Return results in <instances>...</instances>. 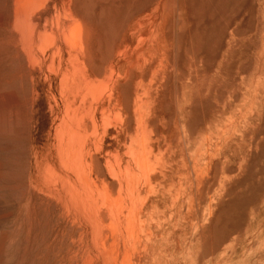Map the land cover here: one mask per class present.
<instances>
[{
    "label": "rangeland",
    "instance_id": "obj_1",
    "mask_svg": "<svg viewBox=\"0 0 264 264\" xmlns=\"http://www.w3.org/2000/svg\"><path fill=\"white\" fill-rule=\"evenodd\" d=\"M45 1L48 3L45 2L43 8L37 10L32 18L34 20L43 11L51 10V14L47 15L48 19L42 21V26L34 31L35 42L32 44L29 31L27 32L15 19V0H0V22H3L0 26V264H121L123 255L122 264H135V262L136 264H167L166 262L168 264H193V262L194 264H264V0ZM157 5L160 8H157ZM76 6L85 19H90L89 24L92 20V24H95L90 25L89 47L82 46L83 44H79L78 39L75 41L76 38L72 36H66L69 34V25L75 27L80 25L73 13ZM83 12H87V15ZM144 17H150V20ZM55 18L60 23L55 21ZM14 24L22 28L24 33H20L19 29L13 26ZM12 26L18 31L11 30ZM43 28H49V32L53 34L51 36L53 43L50 42V37L39 38L38 30L44 31ZM154 33H157V36ZM150 35L157 39L152 37L148 40ZM94 37L97 41L93 40ZM66 38L73 39L74 43L67 42ZM138 41L141 42L140 45ZM142 43L144 44L141 45ZM78 45L80 48L77 47ZM138 45L140 47H137ZM41 46L43 52L47 54L42 53ZM22 47L26 49L23 50ZM152 51L158 53L153 54ZM69 53L72 54L70 57ZM139 54H141L140 58ZM34 56L39 59L35 58L33 61ZM89 57L93 61L94 71L99 73L100 77L92 74L93 69L86 63ZM143 57L146 61L150 59L149 61L153 62L147 61V64ZM23 58L26 62L22 60ZM29 59L32 61L30 62ZM37 60L39 62L36 64ZM29 64L35 68L31 69ZM75 69L76 71L73 72ZM160 75L164 79H161ZM72 76L75 77L74 82ZM110 76L113 77L109 78ZM97 77L99 80H96ZM141 80L143 83L150 81L152 84L149 83L150 86L146 88L149 96L146 92L143 95L146 91L144 88L148 84L139 85ZM93 82L94 84L96 82L95 85L99 86V89ZM140 86L143 87V91ZM95 88L96 91L93 90ZM135 96L138 97L135 99ZM137 99L140 101L138 102ZM70 100L75 104H71ZM143 104L146 110L143 109L145 108ZM147 107L150 108L148 113L150 112L151 116L149 114L146 117ZM74 109L76 111H72ZM71 112L75 114L71 115ZM103 113L107 114L106 118L102 117ZM137 115L141 117L138 118ZM77 120L81 122L78 123ZM160 121L162 124L159 123ZM66 122H69L68 125ZM87 125L90 127L88 130ZM60 127L65 133H61L58 139ZM106 127L108 130H104L107 129ZM71 128L75 130L72 131ZM92 130L98 131L94 133ZM135 133L137 134L134 136ZM82 136L84 138H80ZM139 136H142L141 140ZM79 138L81 140L78 141ZM69 140L70 142H65ZM95 140H100V143H96ZM143 140L144 143L148 142L146 146L144 144L145 147L142 146ZM73 144L76 146L72 148ZM100 144L103 146L101 147ZM139 146L143 149L139 150ZM183 147L186 150L183 151ZM75 149H77L76 153L79 152V156L76 155L79 159L76 163L72 161L76 158ZM69 150L72 155H69ZM172 150L175 151V155ZM139 151H143V154L149 157V164L146 165L149 168L147 167L145 172L142 165H140L142 170L139 169L137 156ZM91 156L96 158L95 161ZM81 157L83 161L80 160ZM83 162H87L88 166L85 167L86 164L83 165ZM114 167L117 169L113 170ZM119 167L122 168L123 173L120 172ZM154 169L157 170L153 171ZM80 170L87 175L82 174ZM115 170H118V175ZM126 170L131 175L126 173ZM152 171L154 173H151ZM146 172L149 173L145 176ZM205 173H208L207 176ZM78 174H81L82 178ZM135 174L143 177L136 178ZM82 175L89 176V179L85 176L84 182ZM119 178L122 183L131 180L132 186L135 184L136 193L134 187L130 186L133 189L130 188L126 181L122 185ZM104 179L109 181V184ZM194 180L196 185L193 184ZM104 183L108 184V187H102ZM188 184L189 188L191 185L195 187L194 189L198 187L200 194L199 201H196L197 203L189 210L186 199ZM127 187L130 189L127 190ZM149 188H153L151 192ZM132 191L135 196H131ZM111 196L115 202L122 200L124 204L118 202L119 206H116ZM102 197L107 201L104 200V205ZM178 198L180 201L176 202ZM106 204H110L111 214ZM111 204L115 205V208L111 207ZM117 212H121L120 216ZM101 221L102 223L105 221L104 225ZM107 222H110L109 226ZM144 223L145 227H143ZM122 234H124L123 239L118 237ZM128 236L132 238L128 239ZM115 237L118 242L113 240ZM114 241L116 244H112ZM125 245H129L127 252ZM115 247H120L118 256L116 255L118 248L116 250ZM179 256L182 259L179 260ZM115 257L119 260H114Z\"/></svg>",
    "mask_w": 264,
    "mask_h": 264
},
{
    "label": "bare ground",
    "instance_id": "obj_2",
    "mask_svg": "<svg viewBox=\"0 0 264 264\" xmlns=\"http://www.w3.org/2000/svg\"><path fill=\"white\" fill-rule=\"evenodd\" d=\"M49 1H50V0H49ZM52 1H53V0H52ZM81 1H82V0H81ZM83 1H84V0H83ZM83 1H82V2H83ZM154 1H155V0H154ZM157 1H158V0H157ZM162 1H163V0H162ZM164 1H165V0H164ZM45 2H47V1H45V0H17V2H16V0H15V7H14V15H15V19L17 20L18 23H19V22L21 23V26H23V28H24L27 32L29 31V34L32 36V38H31V43H32V44H34V42H35V38H34V36H33L34 31H36L37 28H38L39 26L41 27V26H42V25H41L42 21L44 22V20H47V19H48L47 15H50V14H51V12H50L51 10H49L48 12H47V11H43L42 13L40 12L41 15H39V16L37 15L38 17H36V18L33 20L32 15H33L35 12H37V10L39 11V9L43 8V6L46 4ZM155 2H156V1H155ZM47 3H48V2H47ZM78 3H79V2H78ZM162 3H163V2H162ZM162 3H161V4H162ZM174 3H175V1H174ZM61 4H62V2H61ZM64 4H65V3H64ZM156 4H157V3H156ZM171 4H172V3H171ZM56 5H57V4H56ZM58 5H59V4H58ZM74 5H75V4H74ZM74 5H73V6H74ZM80 5H82V3H81ZM158 5H159V4H158ZM158 5H157V8L159 7ZM177 5H178V4H177ZM150 6H151V5H150ZM162 6H163V5H162ZM174 6H175V5H174ZM78 7H79V5H78ZM78 7L76 6V8H75L76 10H75L73 13H74V15L78 18V20H79V22H80V25H79V26L76 25V27H75V26H72V25H69V29H68V33H69V34H66V36H72L73 38H76L75 41L78 39L77 41H79V44H81V45L83 44L82 46H84V47H86V46L89 47V32H90V25H93V24H92V23H93V20L91 21V24H89L88 21H89L90 19H88V20L85 19V17L80 13V11H78ZM148 7H149V6H148ZM165 7H167V5H166ZM177 7H178V6H177ZM57 8H58V7H57ZM61 8H62V7H61ZM73 8H74V7H73ZM80 8H82V7H80ZM83 8H84V7H83ZM83 8H82V9H83ZM92 8H93V7H92ZM159 8H160V7H159ZM172 8H173V7H172ZM64 9H66V8H64ZM155 9H156V8H155ZM174 9H175V8H174ZM177 9H178V8H177ZM159 10H160V9H159ZM56 11H57V13H58V10H56ZM81 11H83V10H81ZM84 11H85V9H84ZM153 11L155 12L154 9H153ZM157 11H158V10H157ZM161 11H163L162 8H161ZM60 12H61V10H60ZM66 12H67V11H66ZM91 12H93V9H91ZM154 12H152V13H154ZM165 12H166V10H165ZM167 12H169V11H167ZM177 12H178V11H177ZM85 13H86V15H87V12H85ZM85 13L83 12V14H85ZM152 13H151V14H152ZM158 13L160 14V11H159ZM64 14H65V13H64ZM89 14H90V13H89ZM151 14H150V15H151ZM56 15H57V14H56ZM56 15H55V16H56ZM146 15H147V14H146ZM156 15H157V14H156ZM164 15H165V14H164ZM65 16H66V14H65ZM90 16L92 17V15H89V17H90ZM157 16H158V15H157ZM159 16H160V15H159ZM53 17H54V16H53ZM60 17H61V14H60ZM66 17H68V15H67ZM86 17H87V16H86ZM141 17H142V16H141ZM176 17H177V15H176ZM57 18H58V17H57ZM57 18H55V21H58V22H59V20H57ZM92 18L94 19V17H92ZM139 18H140V17H139ZM144 18H145V17H144ZM149 18H150V17H149ZM149 18H145V19H149ZM151 18H152V16H151ZM156 18L158 19V17H156ZM161 18H162V16H161ZM161 18H160V20H161ZM15 19H14V20H15ZM65 19H66V18H65ZM163 19H164V18H163ZM10 20H11V19H10ZM66 20H69V19H66ZM138 20H139V19H137V21H138ZM141 20H142V19H141ZM143 20H144V19H143ZM149 20H150V19H149ZM32 21H33V24H31ZM51 21H52V19H51ZM55 21H54V22H55ZM62 21H63V20H62ZM95 21H96V20H95ZM137 21H136V22H137ZM151 21H152V20H151ZM136 22H134L135 25H136ZM13 23H14V22H13ZM59 23H60V22H59ZM65 23H66V22H65ZM148 23H149V22H148ZM152 23H153V22H152ZM8 24H10V22H9ZM43 24H44V23H43ZM55 24H56V23H55ZM132 24H133V23H132ZM150 24H151V23H150ZM155 24H156V23H155ZM2 25H3V22H2V23L0 22V26H2ZM56 25H57V24H56ZM62 25H63V23H62ZM94 25H95V24H94ZM94 25H93V26H94ZM143 25H144V24H143ZM143 25H142L141 27H143ZM145 25H146V24H145ZM145 25H144V26H145ZM147 25H148V24H147ZM157 25H158V23H157ZM4 26H5V25H4ZM6 26L10 28V26H8V25H6ZM6 26H5V27H6ZM13 26H16V24H14ZM13 26H12V27H13ZM43 27H44V26H43ZM65 27L67 28V26H65ZM65 27H64V28H65ZM147 27H148V26H147ZM154 27H155V26H154ZM156 27H157V26H156ZM14 28H15V27H13V29H11V30H14ZM16 28L19 29L20 33H22V32L24 33V30H23L22 28H20V27H18V26H16ZM16 28H15V30H16ZM97 28H98V27H97ZM139 28H140V27H139ZM150 28H151V27H150ZM21 29H22V30H21ZM43 29H44V28H43ZM143 29H145V28H143ZM9 30H10V29H9ZM15 30H14V31H15ZM56 30H57V29H56ZM66 30H67V29H66ZM153 30H154V28H153ZM166 30H167V29H166ZM14 31H12V32H14ZM17 31H18V30H17ZM17 31H15V32H17ZM93 31H94V29H93ZM143 31H144V30H143ZM149 31H150V29H149ZM63 32H65V31H63ZM94 32H96V31H94ZM151 32H152V30H151ZM154 32H156V30H155ZM159 32H160V31H159ZM159 32H157V33H159ZM10 33H11V32H10ZM10 33H9V34H10ZM20 33H19V34H20ZM38 33H39V34H38ZM38 33H37V34L39 35V38H42V36H43V37H46V36H47V38L50 37L51 41H50V39H49V41L52 42V38H53V37H51V36H52L53 34H52L51 32H49V28H45L44 31H39V30H38ZM157 33H154V34L156 35ZM90 34H91V33H90ZM140 34H141V33H140ZM154 34H153V35H154ZM20 35H21V34H20ZM95 35H96V34H94V36H95ZM153 35H152V37H153ZM155 35H154V36H155ZM11 36H12V35H11ZM16 36H17V34H16ZM25 36H26V35H25ZM91 36H92V35H91ZM156 36H157V35H156ZM29 37H30V36H29ZM152 37H151V35H150V36H149L150 39H148V38H147V39H148V40H151ZM10 38H12V37H10ZM10 38H8V39H10ZM14 38H16V37H14ZM17 38H18V37H17ZM94 38H95V37H94ZM153 38H155V37H153ZM159 38H160V37H159ZM12 39H13V38H12ZM19 39H20V38H19ZM21 39H22V37H21ZM21 39H20V40H21ZM37 39H38V38H37ZM45 39H46V38H45ZM155 39H157V38H155ZM155 39H154V40H155ZM10 40H11V39H10ZM15 40H17V39H15ZM25 40H26V38H25ZM66 40H67V42L72 41V42L74 43L73 39H72V40H71V39L69 40V39L66 38ZM93 40H96V38L93 39ZM144 40H146V37H145V39L143 38V41H144ZM3 41H4V38H3L2 42H3ZM47 41H48V40H47ZM96 41H97V40H96ZM98 41H99V39H98ZM139 41H140V39H139ZM139 41H138V42H139ZM0 42H1V41H0ZM15 42H16V41H15ZM21 42H23V41H21ZM28 42H29V41H28ZM57 42H59L58 39H57ZM94 42H95V41H94ZM102 42H103V41H102ZM141 42H142V38H141ZM141 42H139V45H140ZM147 42H148V41H147ZM147 42H146V43H147ZM157 42H158V41H157ZM157 42H156V43H157ZM43 43H44V42H43ZM46 43H48V42H46ZM52 43H53V42H52ZM106 43H107V42H106ZM144 43H145V41H144ZM144 43H142L141 45H143ZM152 43H153V41H152ZM1 44H2V43H1ZM11 44H12V42H11ZM11 44H8V46H9V45H10V46L13 45V44H12V45H11ZM14 44H15V43H14ZM23 44H24V43H23ZM99 44H100V41H99ZM101 44H102V43H101ZM101 44H100V45H101ZM107 44L110 45L109 43H107ZM112 44H113V42H112ZM115 44H116V43H115ZM4 45H5V44H4ZM17 45H18V44H17ZM35 45H36V44H35ZM35 45H34V46H35ZM41 45H42V44H41ZM43 45H44V44H43ZM52 45H53V44H52ZM74 45L76 46L77 43H75ZM85 45H86V46H85ZM92 45H93V44H92ZM139 45H138L137 47H140ZM151 45H152V44H151ZM0 46H1V45H0ZM13 46H14V45H13ZM15 46H16V45H15ZM22 46H23V45H22ZM37 46H38V45H37ZM48 46H49V44H48ZM48 46H46V47L48 48ZM71 46H72V43L70 44V47H71ZM95 46H96V45L94 44L93 48H94ZM98 46H99V45H98ZM110 46H111V45H110ZM154 46H155V45H154ZM20 47H21V46H20ZM24 47H25V44H24ZM24 47H22L23 50L26 49V48H24ZM41 47H42V48H41ZM41 47H40V48L42 49V50H41L42 53H45V52H43V46H41ZM60 47H61V46H60ZM77 47L80 48V45H78ZM103 47L105 48L104 44H103ZM137 47H136V48H137ZM142 47H143V46H142ZM30 48H31V47H30ZM44 48H45V46H44ZM81 48H82V47H81ZM106 48H107V45H106ZM146 48H147V47H146ZM71 49H72V47H71ZM83 49H84V48H83ZM85 49H86V48H85ZM94 49H95V48H94ZM94 49H93V50H94ZM102 49H103V48H102ZM139 49H140V48H139ZM154 49H155V48H154ZM154 49H153V51H154ZM44 50H45V49H44ZM62 50H63V49H62ZM73 50H74V48L72 49V52H73ZM81 50H82V49H81ZM96 50H97V49H96ZM29 51H30V50H29ZM45 51H47V50H45ZM59 51H60V50H59ZM59 51H58V53H60ZM136 51H137V50H136ZM153 51H152V52H153ZM14 52H15V51H14ZM26 52H27V51H26ZM72 52H71V53H72ZM75 52H76V51H75ZM94 53H95V52H94ZM103 53H107V52H104V51H103ZM154 53H155V52H153V54H154ZM156 53H158V52H156ZM156 53H155V54H156ZM17 54H18V53H17ZM26 54H27V53H26ZM31 54H32V51H31ZM45 54H47V53H45ZM61 54H62V53H61ZM72 54H73V53H72ZM72 54L69 53V57H70ZM99 54H100V53H99ZM142 54H143V53H142ZM151 54H152V53H151ZM153 54H152V55H153ZM14 55H15V54H14ZM18 55H19V54H18ZM28 55H29V53H28ZM49 55H50V54H49ZM58 55H59V54H58ZM73 55H74V57H77V56H75V53H74ZM76 55H77V54H76ZM79 55H80V54H79ZM79 55H78V58H79L80 56H82V55H80V56H79ZM94 55H95V54H94ZM94 55H93V57H94ZM107 55H108V54H107ZM107 55H106V56H107ZM140 55H141V54L138 55L139 58H140ZM54 56H56V55H55V52H54ZM54 56H53V57H54ZM138 56H137V57H138ZM143 56H144V54H143ZM157 56H158V55H157ZM157 56H156V57H157ZM13 57H17V56H13ZM43 57H44V56H43ZM69 57H68V59H69ZM128 57H129V56H128ZM156 57H155V58H156ZM158 57H159V56H158ZM158 57H157V60H158ZM9 58H10V57H9ZM17 58H18V57H17ZM28 58H29V57H28ZM35 58H36V57L34 56L33 61H35ZM37 58H38V57H37ZM37 58H36V59H37ZM60 58H62V57H60ZM95 58H96V57H95ZM100 58H101V56H100ZM141 58H142V57H141ZM143 58H144V57H143ZM160 58H161V57H160ZM38 59H39V58H38ZM53 59L55 60V58H53ZM80 59H81V58H80ZM83 59H84V58H83ZM98 59H99V58H98ZM98 59H97V60H98ZM144 59H145V58H144ZM144 59H143V61H144ZM153 59H154V58H153ZM20 60H21V58H20ZM22 60H24V58H23ZM97 60H96V62H97ZM99 60H100V59H99ZM149 60H150V59H149ZM149 60H147V61H149ZM24 61H25V60H24ZM29 61H30V59H29ZM31 61H32V59H31ZM31 61H30V62H31ZM60 61H61V60H60ZM67 61H68V60H67ZM67 61H66V62H67ZM70 61L72 62L71 58H70ZM84 61H85V60H84ZM145 61H146V59H145ZM145 61H144V62H145ZM147 61H146V63L148 64ZM25 62H26V61H25ZM38 62H39V60H37L35 63L37 64ZM53 62H55V61H53ZM96 62L94 61V63H96ZM149 62H150V61H149ZM152 62H153V61H152ZM152 62H150V63H152ZM164 62H165V60H164ZM20 63H21V62H20ZM35 63H34V65H35ZM55 63H56V62H55ZM73 63H74V62H73ZM77 63H78V62H77ZM86 63L88 64V66H90L91 69H93V70H92V71H93L92 74H94L95 76H99V73H97V72L94 71L93 61H92V59H91L90 57L88 58V61H87ZM142 63H143V62H142ZM154 63H155V62H154ZM165 63H166V62H165ZM27 64H28V63H27ZM32 64H33V62H32ZM66 64H67V63H66ZM118 64H119V63H118ZM138 64L140 65V63H138ZM138 64H137V66H139ZM54 65H55V64H54ZM63 65H64V64H63ZM63 65H61V66H63ZM83 65H84V64H83ZM100 65H102V63H101ZM144 65H145V64H144ZM144 65H143V66H144ZM149 65H150V64H149ZM29 66L31 67V64H29ZM44 66H45V65H44ZM59 66H60V65H59ZM61 66H60V67H61ZM73 66H74V65H73ZM75 66H77V65H75ZM150 66H151V65H150ZM54 67H55V66H53V68H54ZM95 67H97V66H95ZM105 67H106V66H105ZM147 67H148V66H147ZM157 67H158V66H157ZM32 68L34 69L35 66H34V67H31V69H32ZM50 68H51V67H50ZM55 68H56V67H55ZM62 68H63V67H62ZM66 68H67V67H66ZM74 68H75V67H73V69H74ZM85 68H86V67H85ZM100 68H102V66H100ZM103 68H104V67H103ZM108 68H110V67H108ZM148 68H149V67H148ZM148 68H147V69H148ZM164 68H165V67H164ZM27 69H28V68H27ZM60 69H61V68H60ZM68 69H69V68H68ZM79 69H80V68H78V70H79ZM105 69H106V68H105ZM133 69H134V68H133ZM133 69H130V70H133ZM135 69H136V67H135ZM140 69H141V67H140ZM140 69H138V70H140ZM173 69H174V68H173ZM19 70H20L21 72H23L22 69L19 68ZM52 70H53V69H52ZM54 70H55V69H54ZM66 70H67V69H66ZM70 70H71V69H70ZM86 70H87V69H86ZM27 71H28V70H27ZM74 71H76V69L73 70V72H74ZM135 71H136V70H134V72H135ZM158 71H159V70H158ZM158 71H157V72H158ZM165 71H168V70H165ZM165 71H163V72H165ZM239 71H240V70H239ZM28 72H29V71H28ZM52 72H53V71H52ZM78 72H79V71H78ZM80 72H81V71H80ZM111 72H112V70H111ZM140 72H142V71L140 70ZM160 72H161V71H160ZM163 72H162V73H163ZM255 72H256V71H255ZM16 73H17V72H16ZM19 73H20V72H19ZM37 73H38V72H37ZM56 73H57V72H56ZM58 73H59V72H58ZM66 73H67V72H66ZM68 73H69V72H68ZM87 73H88V72H87ZM104 73H105V72H104ZM115 73H116V72H115ZM158 73H159V72H158ZM158 73H157V74H158ZM172 73H173V72H172ZM20 74H21V73H20ZM22 74H23V73H22ZM39 74H40V73H39ZM60 74H61V73H60ZM71 74H73V73H71ZM74 74H77V73H74ZM81 74H82V72H81ZM106 74H107V73H106ZM106 74H105V75H106ZM108 74H109V73H108ZM119 74H121V73H119ZM125 74H126V73H125ZM23 75H24V74H23ZM23 75H21V77H22ZM62 75H63V74H62ZM68 75H69V74H68ZM87 75H88V74H87ZM113 75H114V73H113ZM153 75H154V73H153ZM158 75H159V74H158ZM161 75H162V74H161ZM161 75H160V78H161ZM256 75H257V74H256ZM15 76H16V75H15ZM32 76H33V75H31V77H32ZM43 76H44V75H43ZM56 76H57V75H56ZM64 76H65V74H64ZM70 76H71V75H70ZM85 76H86V75H85ZM85 76H84V77H85ZM88 76H89V75H88ZM107 76H108V75H107ZM119 76H121V75H119ZM154 76L156 77V75H154ZM189 76H190V74H189ZM13 77H14V75H13ZM21 77H20V78H21ZM23 77H24V76H23ZM61 77H62V76H61ZM66 77H67V76H66ZM72 77H73V76H72ZM84 77H83V78H84ZM99 77H100V76H99ZM112 77H113V76H112ZM112 77L110 76L109 78H112ZM129 77H130V76H129ZM149 77H150V75H149ZM149 77H148V79H149ZM152 77H153V76H152ZM166 77H167V76H166ZM166 77H165V79H166ZM3 78H6V77H3ZM16 78H19V77H16ZM32 78H33V77H32ZM35 78H36V77H35ZM45 78H47V76H46ZM67 78H68V77H67ZM69 78H70V77H69ZM69 78H68V79H69ZM86 78H87V77H86ZM97 78H98V77H97ZM109 78H108V79H109ZM134 78H135V77H134ZM134 78H133V80H134ZM162 78L164 79V77H162ZM162 78H161V79H162ZM1 79H2V77H1ZM36 79H37V78H36ZM74 79H75V77H73V82H74ZM113 79H114V78H113ZM128 79H129V78H128ZM142 79H143V78H142ZM3 80H4V79H3ZM5 80H7V78H6ZM32 80H33V79H32ZM71 80H72V79H71ZM84 80H85V79H84ZM96 80H99V78L96 79ZM100 80H102V79H100ZM106 80H107V79H106ZM110 80H111V79H110ZM115 80H116V79H115ZM34 81H35V80H34ZM87 81H89V80H87ZM103 81H104V80H103ZM214 81H215V80H214ZM32 82H33V81H32ZM60 82H61V81H60ZM73 82H71V83H73ZM85 82H86V81H85ZM101 82H102V81H101ZM115 82H116V81H115ZM132 82H133V81H132ZM188 82H189V81H188ZM52 83H53V82H52ZM71 83H70V84H71ZM91 83H92V82H91ZM127 83H129V82H127ZM137 83H139V82H137ZM145 83L148 84V85L144 88L146 91H144V94L142 93L143 95H145V94L147 93V90H148V89H146V88H148V86H150V85H149L150 81H149V83H148V82H145ZM145 83H143V81L141 80V83H140L139 85H141V84H142V86H143V84L146 85ZM216 83H217V82H216ZM87 84H89V83H87ZM87 84H86V86H87ZM93 84H94V82H93ZM93 84H92V85H93ZM95 84H96V82H95ZM95 84H94V85H95ZM102 84H103V83H102ZM104 84H106V83H104ZM113 84H114V83H113ZM150 84H151V83H150ZM191 84H192V83H191ZM32 85H33V84H32ZM34 85H35V84H34ZM97 85H98V83H97ZM99 85H100V83H99ZM136 85H137V84H136ZM151 85H152V84H151ZM105 86H106V85H105ZM120 86H121V85H120ZM128 86H130V84H129ZM142 86H140V88H142V91H143L144 89H143ZM162 86H163V85H162ZM61 87H62V86H61ZM61 87H60V88H61ZM95 87H97V88L99 89V86H96V85H95ZM108 87H109V86H108ZM151 87H152V86H151ZM157 87H158V86H157ZM85 88H86V87H85ZM90 88H92V87L90 86ZM90 88H89V89H90ZM97 88H95V89H93V90L96 91ZM105 88H107V87H105ZM114 88H115V87H114ZM149 88H150V87H149ZM31 89H32V88H31ZM89 89H88V90H89ZM108 89H110V88H108ZM108 89L106 90V92L108 91ZM136 89L138 90L139 88H137V86H136ZM136 89H135V90H136ZM88 90H87V91H88ZM128 90H129V89H128ZM135 90H134V91H135ZM150 90H151V88H150ZM83 91H84V90H83ZM101 91H103V90H101ZM151 91H153V89H152ZM28 92H29V91H28ZM61 92H63V91L61 90ZM99 92H100V91H99ZM106 92H105V93H106ZM112 92H113V91H112ZM136 92H138V91H136ZM145 92H146V93H145ZM92 93H93V91L91 90V94H92ZM105 93H104V94H105ZM126 93H127V92H126ZM126 93H125V94H126ZM128 93H129V92H128ZM131 93H132V92H131ZM131 93H130V94H131ZM185 93H186V92H185ZM95 94H96V93H95ZM106 94H107V93H106ZM112 94H113V93H112ZM142 94H141V95H142ZM149 94H150V92H149ZM156 94H157V93H156ZM63 95H65V94H63ZM80 95H81V94H80ZM89 95H90V94H89ZM121 95H123V94H121ZM131 95H133V94H131ZM134 95H135V94H134ZM134 95H133V96H134ZM136 95H137V93H136ZM141 95H139V96H141ZM147 95H148V93H147ZM26 96H27V95H26ZM66 96H67V95H66ZM66 96H65V97H66ZM90 96H92V95H90ZM95 96H96V95H95ZM95 96H94V97H95ZM129 96H130V95H129ZM148 96H149V95H148ZM152 96H153V95H152ZM185 96L187 97V95H185ZM255 96H256V95H255ZM63 97H64V96H63ZM83 97H84V96H83ZM83 97H82V98H83ZM96 97H97V96H96ZM96 97H95V98H96ZM111 97H112V96H111ZM137 97H138V96H135V99H136ZM144 97H145V96H144ZM146 97H147V96H146ZM216 97H217V95H216ZM85 98H87V97H85ZM97 98H98V97H97ZM97 98H96V99H97ZM102 98H104V97H102ZM147 98H148V97H147ZM75 99H76V98H75ZM75 99H74V100H75ZM82 100H83V99H82ZM82 100H81V102H83ZM97 100H98V99H97ZM97 100H96V101H97ZM102 100H103V99H102ZM102 100H101V101H102ZM138 100H139V99H137V101H138ZM185 100H186V99H185ZM137 101H136V102H137ZM139 101H140V100H139ZM139 101H138V102H139ZM143 101H144V100H143ZM149 101H150V100H148V102H149ZM151 101H152V98H151ZM221 101H222V100H221ZM226 101H227V100H226ZM70 102H71V104L73 103L71 100H70ZM70 102H69V104H70ZM77 102H78V101H77ZM77 102H76V104H77ZM81 102H80V103H81ZM91 102H93V101H91ZM64 103H65V102H64ZM64 103H63V104H64ZM80 103H79V104H80ZM142 103H143V102H142ZM226 103H227V102H226ZM229 103H230V102H229ZM5 104H6V103H5ZM71 104H70V105H71ZM74 104H75V102L73 103V105H74ZM93 104H95V103H93ZM93 104H92V108H91L92 110H93ZM98 104H99V103H98ZM139 104H140V103H139ZM150 104H152V102H150ZM155 104H156V103H155ZM155 104L153 105L154 107H155ZM217 104H218V102H217ZM73 105H72V106H73ZM132 105H133V103H132ZM135 105H136V107H137V104H135ZM143 105H144V104H143ZM143 105H142V106H143ZM156 105H157V104H156ZM78 106H79V105H78ZM87 106H88V105H87ZM90 106H91V104H90ZM142 106H141V107H142ZM153 106H152V107H153ZM143 107H145V105H144ZM152 107H151V109H152ZM6 108H7V107H6ZM69 108H71V106H70ZM73 108H74V107H73ZM131 108H132V106H131ZM138 108H139V107H138ZM148 108H149V107H147V112H146L147 114H146V117L150 114V112L148 113V111H150V108H149V110H148ZM77 109H78V108H77ZM132 109H133V108H132ZM141 109H142V108H141ZM141 109H140V111H142ZM143 109L146 110V107L143 108ZM218 109H219V107H218ZM78 110H79V109H78ZM114 110H115V109H114ZM114 110H113V112H114ZM155 110H156V107H155ZM72 111H76V110L74 109V110H72ZM86 111H87V110H86ZM86 111H85V112H86ZM110 111H111V109H110ZM138 111H139V109H138ZM143 111H144V110H143ZM156 111H157V110H156ZM250 111H251V110H250ZM105 112H106V111H105ZM132 112H133V111H132ZM132 112H131V114H132ZM107 113H108V112H107ZM140 113H141V112H140ZM155 113H156V112H155ZM72 114H75V112H74V113L71 112V115H72ZM104 114H105V113L102 114V115H103L102 117L105 116V118H106V115H107V114H105V115H104ZM110 114H112V113H110ZM110 114H108V117H109ZM137 114H139V112H138ZM157 114H158V113H157ZM214 114H215V113H214ZM52 115H53V114H52ZM61 115H62V114H61ZM71 115H70V116H71ZM86 115H87V114H86ZM132 115H133V114H132ZM177 115H178V114H177ZM184 115H185V114H184ZM80 116H81V115H80ZM83 116H85V114H84ZM122 116H123V114H122ZM128 116H129V115H128ZM137 116H138V118H139L140 115H137ZM150 116H151V114H150ZM150 116H149V117H150ZM125 117H126V115H125ZM140 117H141V116H140ZM184 117H185V116H184ZM83 118H84V117H83ZM110 118H111V117H110ZM150 118H151V117H150ZM244 118H245V117H244ZM60 119H61V118H60ZM66 119H67V118H66ZM69 119H70V117H69ZM75 119H76V118H75ZM81 119H82V117H81ZM107 119H108V118H107ZM143 119H144V118H143ZM143 119H142V120H143ZM164 119H165V118H164ZM71 120H72V119H71ZM71 120H70V121H71ZM78 120H79V118H78ZM78 120H77V121H78ZM87 120H88V119H87ZM98 120H99V118H98ZM139 120H140V119H139ZM139 120H137V122H139ZM145 120H146V119H145ZM150 120H151V119H150ZM158 120H159V117H158ZM160 120L163 121V119H160ZM182 120H183V119H182ZM185 120H186V119H185ZM67 121H68V120H67ZM70 121H69V122H70ZM94 121H96V120L94 119ZM94 121H93V122H94ZM146 121H147V120H146ZM155 121H156V120H155ZM69 122H68V123H69ZM80 122H81V121H78V123H80ZM93 122H92V123H93ZM96 122H97V121H96ZM96 122H95V126L97 125ZM98 122H99V121H98ZM112 122H113V121H112ZM141 122H142V121H141ZM141 122H140V123H141ZM149 122H150V121H149ZM163 122H164V121H163ZM246 122H247V121H246ZM68 123L66 122V125H68ZM70 123H71V122H70ZM128 123H129V122H128ZM134 123H135V122H134ZM147 123H148V122H147ZM159 123H161V121H160ZM182 123H183V122H182ZM247 123H248V122H247ZM64 124H65V123H64ZM83 124H85V122H84ZM88 124H90V121H89ZM93 124H94V123H93ZM149 124H150V123H149ZM149 124H148V125H149ZM161 124H162V123H161ZM66 125H65V126H66ZM71 125H72V123H71ZM74 125H75V124H74ZM80 125H82V124H80ZM80 125H79V126H80ZM141 125H142V124H141ZM150 125H151V124H150ZM231 125H232V124H231ZM59 126H60V125H59ZM72 126H73V125H72ZM92 126L94 127V125H92ZM158 126H159V125H158ZM217 126H218V125H217ZM249 126H250V125H249ZM62 127H63V126H62ZM62 127H60V128H61V130L63 131ZM100 127H101V126H100ZM132 127H133V126H132ZM145 127H146V126H145ZM153 127H154V126H153ZM166 127H167V126H166ZM183 127H184V126H183ZM57 128H58V125H57ZM60 128H59V129H60ZM65 128H66V127H65ZM68 128H69V126H68ZM78 128H79V127H78ZM88 128H90V127H88V125H87V130H88ZM95 128L97 129V127H95ZM106 128H107V127H106ZM163 128H164V127H163ZM192 128H193V127H192ZM227 128H228V127H227ZM71 129H72V128H71ZM129 129H130V128H129ZM145 129H146V128H145ZM157 129H158V128H157ZM168 129H169V128H168ZM61 130H60V134H59L58 132H56V133L59 134L58 139H59L61 133H62V134L65 133L64 131L62 132ZM73 130H75V129H72V131H73ZM89 130H90V129H89ZM104 130H108V128H107V129H104ZM131 130H133V129H131ZM182 130H183V129H182ZM224 130H225V129H224ZM65 131H66V130H65ZM72 131H70V133H71ZM81 131H82V130H81ZM92 131H93V130H92ZM97 131H98V130H97ZM97 131L95 130V131H93V132L95 133V132H97ZM148 131H149V130H147V133H149ZM183 131H185V130H183ZM191 131H192V130H191ZM68 132H69V131H68ZM78 132H80V131H78ZM85 132H87V131H85ZM104 132H105V131H104ZM129 132H130V130H129ZM129 132H128V133H129ZM131 132H132V131H131ZM169 132H170V131H169ZM52 133H53V132H52ZM106 133H107V131H106ZM220 133H221V132H220ZM67 134H68V133H67ZM71 134H73V133H71ZM99 134H100V133H99ZM104 134H105V133H104ZM136 134H137V133H135L134 136H135ZM212 134H213V133H212ZM74 135H75V134H74ZM80 135H81V134H80ZM129 135H130V133H129ZM154 135H155V133H154ZM156 135H157V134H156ZM71 136H72V135H71ZM71 136H70V134H69V137H71ZM101 136H102V135H101ZM151 136H152V135H151ZM176 136H177V135H176ZM181 136H182V135H181ZM132 137H133V134H132ZM163 137H164V136H163ZM194 137H195V136H194ZM55 138H56V137H55ZM62 138H63V141H64V136H63V135H62ZM66 138H67V137H66ZM80 138H84V137L82 136V137H80ZM80 138L78 139V141L81 140ZM97 138H98V137H97ZM134 138H135V137H134ZM139 138H140V140H141L142 136H141V137L139 136ZM158 138H159V137H158ZM158 138H157V139H158ZM180 138H181V137H180ZM71 139H72V137H71ZM148 139L150 140V138H148ZM148 139H147V140H148ZM157 139H156V140H157ZM176 139H177V138H176ZM184 139H185V138H184ZM61 140H62V139H61ZM72 140H74V139H72ZM72 140H71V141H72ZM76 140H77V139H76ZM85 140H86V139H84V141H85ZM129 140H130V139H129ZM149 140H148V141H149ZM174 140H175V139H174ZM180 140H181V139H180ZM63 141H61V143H63ZM133 141H134V140H133ZM137 141H138V140H137ZM154 141H155V140H154ZM175 141H176V140H175ZM65 142H70V140H69V141H65ZM95 142H96V143H98V142L100 143V140H98V141L95 140ZM131 142H132V141H131ZM139 142L141 143V145H142V142H143V145H142L143 147L146 146V143L148 144V142H146V141H145V143H144V140H143L142 142H141V141H139ZM151 142H152V138H151ZM151 142H150V143H151ZM185 142H186V140H185ZM216 142H217V141H216ZM58 143H59V142H58ZM72 143H73V142H72ZM74 143H75V142H74ZM84 143H86V142H84ZM84 143H83V144H84ZM101 143H102V142H101ZM136 143H137V142H136ZM154 143H156V142H154ZM65 144H66V143H65ZM67 144H68V143H67ZM134 144H135V143H134ZM144 144H145V146H144ZM159 144H160V140H159ZM184 144H185V143H184ZM96 145H97V144H96ZM98 145H99V144H98ZM98 145H97V146H98ZM127 145H128V144H127ZM132 145H133V144H132ZM141 145H140V146H141ZM172 145H173V144H172ZM174 145H175V143H174ZM186 145H187V144H186ZM59 146H60V145H59ZM63 146H64V144H63ZM66 146H67V145H65V147H66ZM73 146H76V144H75V145L73 144V145H72V148H73ZM100 146L102 147L103 145L100 144ZM137 146H138V145H137ZM140 146H139V147H140ZM169 146H170V145H169ZM180 146H181V145H180ZM184 146H185V145H184ZM80 147H81V145L79 146V148H80ZM86 147H87V146H86ZM127 147H128V146H127ZM135 147H136V144H135ZM135 147H133V148H135ZM139 147H138V149H139ZM149 147H150V146H149ZM161 147H162V146H161ZM170 147H171V146H170ZM181 147H182V146H181ZM216 147H217V146H216ZM55 148H56V147H55ZM62 148H63V147H62ZM72 148H71V146H70V150H71V151L73 150ZM79 148H78V149H79ZM83 148H84V150H85V147H83ZM98 148H99V147H98ZM150 148H151V147H150ZM150 148H149V149H150ZM179 148H180V147H179ZM209 148H210V147H209ZM64 149H65V148H64ZM67 149H68V148H67ZM96 149H97V148H96ZM138 149H137V150H138ZM141 149H143V148L140 147L139 150H141ZM145 149H146V148H145ZM145 149H144V152H145ZM182 149H183V151H184L185 148L183 147ZM65 150H66V149H65ZM70 150H69V152H70ZM185 150H186V149H185ZM76 151H77V149H75V155H74V156L77 158L76 155H78L79 152L76 153ZM79 151H80V150H79ZM96 151H97V150H96ZM128 151H129V150H128ZM148 151H149V150H148ZM172 151H173V154H174L175 151H174V150H172ZM202 151H203V150H202ZM66 152H67V151H66ZM82 152H83V151H81V153H82ZM87 152H88V151H87ZM90 152H91V151H90ZM131 152H132V151H131ZM141 152H142V153H141ZM141 152H140V151L137 152V156H138V159H139V161H138V165H139V166L142 165V166H143V170H144V172H145V169L148 167V166H146V165L149 164V159H148L149 157H147L145 154H143V151H141ZM149 152H150V151H149ZM72 153H73V151H72ZM84 153H85V152H84ZM146 153H147V151H146ZM158 153H159V152H158ZM162 153H164V151H162ZM162 153H160V154H162ZM166 153H167V152H166ZM182 153H184V152H182ZM70 154H71V152L69 153V155H70ZM134 154H135V151H134ZM153 154H154V153H153ZM160 154H159V155H160ZM71 155H72V154H71ZM164 155H165V154H164ZM174 155H175V154H174ZM219 155H220V154H219ZM78 156H79V155H78ZM88 156H89V155H88ZM92 156H93V155H92ZM92 156H91V159L95 161L96 158H94V157H92ZM94 156H95V155H94ZM149 156H150V154H149ZM170 156H171V155H170ZM181 156H182V155H181ZM129 157H130V156H129ZM153 157H154V156H153ZM160 157H161V156H160ZM214 157L216 158V156H214ZM76 158H75V159H72L73 162L75 161L74 163L78 162L77 160H79L78 158H77V159H76ZM82 158H83V157H81L80 160H82ZM93 158H94V159H93ZM161 158H163V157H161ZM168 158H169V157H168ZM218 158H219V157H218ZM133 159H134V157H133ZM158 159H159V158H158ZM169 159H170V158H169ZM183 159H185V158H183ZM69 160H70V158H69ZM100 160H101V159H100ZM151 160H152V159H151ZM171 160H172V159H171ZM82 161H83V160H82ZM94 161L91 163L92 166H93ZM117 161H118V160H117ZM123 161H124V159H123ZM155 161H156V160H155ZM165 161H166V160H165ZM167 161H168V160H167ZM173 161H174V160H173ZM176 161H177V160H176ZM184 161H185V160H184ZM79 162H80V161H79ZM129 162H130V161H129ZM139 162H140L141 164H140ZM157 162H158V161H157ZM160 162H161V161H160ZM162 162H163V161H162ZM214 162H215V161H214ZM74 163H72V164H73L72 166H74ZM80 163H82V162H80ZM86 163H87V162H86ZM86 163L83 162V165H85ZM109 163H110V162H109ZM170 163H171V162H170ZM187 163H188V162H187ZM111 164H112V163H111ZM116 164H117V163H116ZM150 164H151V162H150ZM153 164H156V163H153ZM162 164H164V162H163ZM168 164H169V163H168ZM173 164H174V163H173ZM173 164H172V165H173ZM176 164H177V163H175V165H176ZM215 164H216V163H215ZM76 165H77V164H75V166H76ZM79 165H81V164H79ZM89 165H90V164H89ZM94 165H95V164H94ZM114 165H115V163H114ZM135 165H136V163H135ZM159 165H160V163H159ZM159 165H158V166H159ZM86 166H88V165L86 164L85 167H86ZM115 166H116V165H115ZM119 166H120V165H119ZM130 166H131V164H130ZM144 166H145V167H144ZM163 166H165V165H163ZM163 166H162V168H164ZM169 166H170V164H169ZM179 166H181V165H179ZM190 166H191V165H190ZM209 166H210V165H209ZM80 167H81V166H80ZM89 167H90V166H89ZM111 167H113V166H111ZM205 167H206V165H205ZM76 168H77V167H76ZM93 168H94V167H93ZM119 168H120V172L123 173L122 168H121V167H119ZM130 168H131V167H130ZM148 168H149V167H148ZM171 168H172V167H171ZM203 168H204V167H203ZM213 168H214V167H213ZM81 169H83V168L81 167ZM85 169H87V168H85ZM95 169H96V168H95ZM114 169H117V167H114L113 170H114ZM125 169H126V168H125ZM131 169H132V168H131ZM139 169L142 170L141 166H140ZM160 169H161V168H160ZM184 169H185V168H184ZM186 169H187V168H186ZM195 169H196V168H195ZM197 169H198V168H197ZM207 169H208V168H207ZM78 170H79V169H78ZM108 170H109V169H108ZM137 170H138V169H137ZM150 170H151V169H150ZM156 170H157V169H156ZM156 170L154 169L153 171H156ZM162 170H163V169H162ZM75 171H76V170H75ZM80 171H81V170H80ZM83 171H85V170H83ZM115 171L118 172V170H115ZM115 171H114V172H115ZM127 171H128V170H126V173L130 174V172H127ZM146 171H147V170H146ZM153 171H152L151 173H154ZM187 171H188V170H187ZM204 171L206 172V170H204ZM76 172H78V171H76ZM81 172H82V171H81ZM92 172H93V170H92ZM110 172H112V171H110ZM114 172H113V173H114ZM117 172H116V175L119 174V172H118V173H117ZM135 172H137V171H135ZM142 172H143V171H142ZM142 172L140 171V173H142ZM149 172H150V171H149ZM149 172H148V173H149ZM192 172H193V171H192ZM192 172H191V173L189 172L190 175L192 174ZM79 173H80V172H79ZM84 173H85V172H82V174H84ZM95 173H97V172H95ZM122 173H120V174H122ZM148 173H147V172L144 173L145 176L148 175ZM157 173H158V172H157ZM189 173L187 172V174H189ZM199 173H200V172H199ZM85 174H86V173H85ZM124 174H125V173H124ZM124 174H123V176H124ZM187 174H186V175H187ZM194 174H196V173H194ZM205 174H206V173H205ZM207 174H208V173H207ZM207 174H206V176H207ZM78 175H80V177H81V174H78ZM86 175H87V174H86ZM86 175H85V176H86ZM89 175H90V174H89ZM91 175H92V174H91ZM96 175H97V174H96ZM130 175H131V174H130ZM130 175H128V177H130ZM150 175H151V174H150ZM154 175H155V174H154ZM203 175H204V174H203ZM67 176H68V175H67ZM82 176H83V175H82ZM85 176H83V177H84V182H85V178H86V177H88L87 179H89V176H86V177H85ZM132 176L134 177V173H133ZM135 176H136V174H135ZM137 176H138V175H137ZM137 176H136V178H137ZM139 176H140V175H139ZM139 176H138V177H139ZM152 176H153V175H152ZM161 176H163V175L161 174ZM196 176H197V174H196ZM200 176H201V175H200ZM107 177H108V176H107ZM121 177H122V176H121ZM121 177H120V178H121ZM125 177H126V174H125ZM142 177H143V175H142L141 177H139V178L141 179ZM183 177H184V176H183ZM188 177H189V175H188ZM193 177H194V176H193ZM81 178H82V177H81ZM97 178H98V177H97ZM102 178H103V176H102ZM104 178H105V176H104ZM114 178H115V177H114ZM120 178H119V180H120ZM136 178H134V179L136 180ZM139 178H138V179H139ZM150 178H151V180H152V177H150ZM186 178H187V176H186ZM87 179H86V180H87ZM123 179L125 180V178H123ZM123 179H122V180H123ZM127 179H128V178H127ZM134 179L132 178V180H134ZM138 179H137V180H138ZM191 179H192V178H191ZM81 180H82V179H81ZM104 180H106V179H104ZM104 180H102V181H104ZM124 180H123V181H124ZM128 180H129V179H128ZM128 180H127V181L125 180V181L127 182V184H129V187H130V186H132V183H130L131 180H129V181H128ZM165 180H166V179H165ZM189 180H190V179H189ZM189 180H188V182H189ZM89 181H90V180H89ZM102 181H100V182H102ZM110 181H111V180H110ZM125 181H124V182H125ZM141 181H142V180H141ZM184 181H185V180H184ZM86 182H87V181H86ZM90 182H91V181H90ZM95 182H96V180H95ZM95 182H94V184H95ZM106 182H108V184H109V181L106 180ZM119 182L122 183L121 180H120ZM124 182L122 183V185L124 184ZM131 182H132V181H131ZM134 182H135V181H134ZM97 183H98V182H97ZM117 183H118V182H117ZM135 183H136V182H135ZM139 183H140V182H139ZM139 183H138V185H137L138 190H139V188H140V187H139ZM149 183H150V182H149ZM160 183H161V181H160ZM160 183H159V184H160ZM194 183H195V180H194L193 184H194ZM83 184H84V183H83ZM88 184H89V183H88ZM88 184H87V185H88ZM108 184L104 183V185H102V187H104V186H105V187H106V186L108 187ZM127 184H126V185H127ZM141 184H142V183H141ZM178 184H179V182H178ZM178 184H177V185H178ZM96 185H97V184H96ZM96 185H95V186H96ZM195 185H196V183H195ZM195 185H194V186H195ZM200 185H201V184H200ZM88 186L90 187V185H88ZM119 186H121V184H119ZM127 186H128V185H127ZM134 186H135V184H134ZM134 186H132V187H134ZM162 186H163V185H162ZM174 186H175V185H174ZM96 187H97V186H96ZM96 187H95V188H96ZM124 187H125V186H124ZM132 187H130V188H132ZM145 187H146V184H145ZM156 187H158V186H156ZM163 187H164V186H163ZM199 187H200V186H199ZM207 187H208V186H207ZM92 188H93V187H92ZM98 188H99V187H98ZM120 188H121V187H120ZM122 188H123V187H122ZM130 188L127 187V190H129ZM135 188H136V187H134V189H135ZM146 188H147V187H146ZM178 188H179V187H177V189H178ZM194 188H195V187H194ZM194 188H193V185H191L190 188H189V184H188L187 189H189V190H188L187 198L185 197V198L187 199V201H188V203H187V204H188V210H189L190 207L194 206L195 203H197L196 201H199V199H200V194L198 193V187H197L196 189H194ZM89 189H91V187H90ZM96 189H97V188H96ZM108 189H109V188H108ZM132 189H133V188H132ZM132 189H131V190H132ZM141 189H142V188H141ZM149 189H150V188H149ZM149 189L147 190L148 192H149ZM152 189H153V188H152ZM152 189H150V192L152 191ZM157 189H158V188H157ZM184 189H185V188H184ZM99 190L103 193V191H102L101 189H99ZM105 190H106V189H105ZM105 190H104V191H105ZM109 190H111V189H109ZM116 190H117V189H116ZM120 190H121V189H120ZM120 190H118V191H120ZM131 190H130V191H131ZM76 191H77V190H76ZM111 191H112V190H111ZM111 191H110V192H111ZM118 191H117V195H118ZM124 191H125V190H124ZM143 191H145V190H143ZM147 191H146V192H147ZM175 191L177 192V190H175ZM178 191H179V190H178ZM182 191H183V190H182ZM78 192H79V190H78ZM80 192H82V191H80ZM105 192H106V191H105ZM120 192H122V191H120ZM156 192H157V191H156ZM171 192H172V191H171ZM91 193H92V192H91ZM98 193H99V191H98ZM107 193H108V191H107ZM128 193H129V192H128ZM135 193H136V189H135ZM173 193H174V192H173ZM177 193H178V192H177ZM109 194H110V193H109ZM150 194H151V193H150ZM150 194H148V197H149ZM159 194H160V193H159ZM159 194H158V195H159ZM162 194H164V193H162ZM179 194H181L180 191H179ZM110 195H111V194H110ZM119 195L121 196V194H119ZM138 195H139V194H138ZM183 195H184V194H183ZM77 196H78V195H77ZM102 196H103V195H102ZM113 196H114V195H113ZM131 196H135V195H134V191H132V195H131ZM140 196H141V195H140ZM140 196H139V197H140ZM154 196H155V195H154ZM172 196H173V195H172ZM177 196H178V195H177ZM180 196H181V195H180ZM99 197H101V194H100ZM111 197H112V196H111ZM121 197L123 198V196H121ZM139 197H138V198H139ZM151 197H152V195H151ZM151 197H150V198H151ZM164 197H165V196H164ZM169 197H170V196H169ZM102 198H104V199H103V205H104V204H105V202H104L105 197H102ZM106 198H107V196H106ZM112 198H113V197H112ZM118 198H119V197H118ZM134 198H135V197H134ZM179 198H180V197H179ZM179 198L176 200V202H177V201H178V202L180 201ZM83 199H84V198H83ZM120 199H121V198H120ZM132 199H133V197H132ZM132 199L130 198L131 203L133 202ZM146 199H148V198L146 197ZM174 199H175V198H174ZM133 200H134V199H133ZM138 200H139V199H138ZM99 201H100V200H99ZM105 201H106V200H105ZM109 201L112 202V199L110 200V198H109ZM119 201H120V200H119ZM119 201H118V202H119ZM126 201H127V200H126ZM168 201H169V200H168ZM187 201H186V202H187ZM82 202H83V200H82ZM106 202H107V201H106ZM113 202L116 204V206H119L118 202H115V201H114V198H113ZM145 202H146V200H145ZM145 202H144V203H145ZM174 202H175V201H174ZM211 202H212V201H211ZM89 203H90V202H89ZM114 203H113V204H114ZM119 203H121L122 205L124 204V202H123L122 200H121V202H119ZM135 203H136V201H135ZM68 204H69V203H68ZM137 204H138V203H137ZM174 204H175V203H174ZM185 204H186V203H185ZM82 205H83V204H82ZM101 205H102V204H101ZM106 205H107V207H109L110 210L108 209V211L110 212V211L112 210V209L110 208V204H106ZM90 206H91V205H90ZM112 206H113V205L111 204V207H112ZM114 206H115V205H114ZM114 206H113V207H114ZM103 207H104V206H103ZM128 207H129V206H128ZM142 207H143V206H142ZM197 207H198V205H197ZM114 208H115V207H114ZM117 208H118V207H117ZM120 208L122 209V207H120ZM178 208H179V207H178ZM182 208H183V207H182ZM192 208H193V207H192ZM94 209H95V208H94ZM121 209H120V210H121ZM85 210H86V209H85ZM103 210H104V209H103ZM114 210L116 211V209H114ZM179 210H182V209H179ZM186 210H187V207H186ZM101 211H102V210H101ZM118 211H119V210H118ZM130 211H131V210H130ZM141 211H142V210H141ZM141 211H140V212H141ZM183 211H184V210H183ZM190 211H191V210H190ZM83 212H84V211H83ZM105 212H106V211H105ZM109 212H108V214H109ZM132 212H133V211H132ZM136 212H137V211H136ZM160 212H161V211H160ZM186 212H187V211H186ZM84 213H86V211H85ZM112 213H114V211H113ZM118 213H119V212H117V214H118ZM120 213H121V212H120ZM120 213L118 214L119 216H120ZM130 213H131V212H130ZM130 213H129V214H130ZM172 213H173V212H172ZM176 213H177V210H176ZM110 214H111V212H110ZM110 214H109V215H110ZM137 214H138V212H137ZM156 214H157V213H156ZM163 214H164V213H163ZM163 214H162V215H163ZM173 214H174V213H173ZM72 215H73V214H72ZM112 215H113V214H112ZM179 215H180V214H179ZM104 216H105V215H104ZM116 216H117V215H116ZM135 216H136V214H135ZM149 216H150V215H149ZM164 216H165V215H164ZM173 216H174V215H173ZM100 217H102V216H100ZM153 217H154V216H153ZM153 217H152V218H153ZM177 217H178V215H177ZM98 218H99V217H98ZM105 218H106V217H104V219H105ZM117 218H118V217H117ZM124 218H125V217H124ZM104 219H102V220H104ZM119 219H120V218H119ZM136 219H137V217H136ZM136 219H134V221H136ZM171 219H172V218H171ZM176 219H177V218H176ZM172 220H173V219H172ZM198 220H199V218H198ZM117 221H118V223H119V220H118V219H117ZM143 221H144V219H143ZM150 221H151V220H150ZM104 222H105V221H104ZM104 222L102 223V221H101V223H102L103 225H104ZM131 222H132V224H133V220H132ZM181 222H182V220H181ZM189 222H190V221H189ZM175 223H176V222H175ZM81 224H82V223H81ZM81 224H80V226H82ZM108 224H110V222H107V226H109ZM130 224H131V223H130V219L128 218V225H130ZM134 224H136V223L134 222ZM105 225H106V224H105ZM119 225H120V224H119ZM125 225H126V222H125ZM144 225H145V223L143 224V227H145ZM157 225H158V224H157ZM193 225H194V224H193ZM199 225H200V224H199ZM87 226H88V225H87ZM107 226H106V227H107ZM131 226H132V225H131ZM133 226H135V225H133ZM150 226H151V225H150ZM199 227H200V226H199ZM117 228H118V227H117ZM120 228H121V226H119V230H121ZM128 228H129V227H128ZM128 228H126V229L128 230ZM135 228H136V227H135ZM135 228H134V229H135ZM141 228H142V227H141ZM104 229H105V228H104ZM110 229H111V228H110ZM147 229H148V228H147ZM106 230H107V228H106ZM108 230H109V229H108ZM116 230H117V229H116ZM127 230H126V231H127ZM131 230H132V227H131ZM131 230H130V231H131ZM110 231H111V230H110ZM112 231H113V229H112ZM114 231H115V230H114ZM117 231H118V230H117ZM136 231H137V230H136ZM136 231H134V232H136ZM175 231H176V230H175ZM177 231H178V230H177ZM121 232H122V231H121ZM123 232H124V231H123ZM123 232H122V233H123ZM137 232H139V230H138ZM147 232H148V231H147ZM150 232H151V230H150ZM104 233H105V232H104ZM112 233H113V232H112ZM112 233H111V234H112ZM119 233H120V232H119ZM130 233H131V232H130ZM167 233H168V232H167ZM116 234H117V232H116ZM124 234H125V232H124ZM124 234H122L121 236H118V237H122ZM131 234H132V233H131ZM131 234H130V235H131ZM135 234H136V233H135ZM139 234H140V233H139ZM139 234H138V236H139ZM198 234H199V233H198ZM200 234H201V233H200ZM132 235H133V234H132ZM132 235H131V236H132ZM163 235H164V234H163ZM104 236H105V234H104ZM107 236H108V234H107ZM107 236H106V237H107ZM133 236H134V235H133ZM154 236H155V235H154ZM200 236H201V235H200ZM200 236H199V237H200ZM102 237H103V236H102ZM106 237H104V239H105ZM111 237H113V235H111ZM123 237H124V236H123ZM123 237H122V239H123ZM148 237H149V236H148ZM82 238H83V237H82ZM130 238H132V237H130ZM130 238H129V236H128V239H130ZM136 238H138V237H136ZM146 238H147V237H146ZM149 238H150V237H149ZM149 238H148V239H149ZM152 238H154V237H152ZM171 238H172V237H171ZM102 239H103V238H102ZM116 239H117V238L115 237L113 240H115L116 242H118V241H117L118 239H117V240H116ZM128 239H127V240H128ZM133 239H134V238H133ZM156 239H157V238H156ZM164 239H165V238H164ZM134 240H136V239H134ZM100 241H101V240H100ZM103 241H105V240H103ZM111 241H112V240H111ZM115 241H114L112 244H114ZM146 241H147V239H146ZM176 241H177V240H176ZM181 241H182V240H181ZM122 242H123V240H122ZM127 242H128V241H127ZM147 242H148V241H147ZM171 242H172V241H171ZM100 243H102V241H101ZM124 243H125V242H124ZM124 243H123V245H124ZM166 243H167V242H166ZM181 243H182V242H181ZM105 244H106V243H104V246H105ZM109 244H110V243H109ZM115 244H116V243H115ZM120 244H121V243H120ZM146 244H147V243H146ZM153 244H154V243H153ZM153 244H152V245H153ZM172 244H173V243H171V245H172ZM177 244H178V243H177ZM200 244H201V242H200ZM139 245H140V244H139ZM182 245H183V243H182ZM189 245H190V244H189ZM191 245H192V244H191ZM204 245H205V244H204ZM111 246H112V245H111ZM115 246H116V245H115ZM117 246H118V244H117ZM125 246H126V245H125ZM128 246H129V245H128ZM128 246H126V248H125L126 252L129 250V249L127 250V247H128ZM145 246H146V245H144V247H145ZM173 246H174V245H173ZM201 246H202V245H201ZM213 246H214V245H213ZM123 247H124V246H123ZM175 247H176V246H175ZM182 247H183V246H182ZM110 248H111V247H110ZM113 248H114V247H113ZM117 248H118V253L116 252V253H117L116 255L118 256V255H119V248H120V247H115L116 250H117ZM128 248H129V247H128ZM145 248H146V247H145ZM183 248H184V247H183ZM188 248H189V246H188ZM205 248H206V247H205ZM209 248H210V247H209ZM224 248H225V247H224ZM142 249H144V248H142ZM142 249H141V250H142ZM172 249H173V248H172ZM201 249H202V248H201ZM120 250H121V249H120ZM123 250H124V249H123ZM125 250H124V251H125ZM136 250L139 252L138 248H137ZM147 250H148V249H147ZM147 250H146V251H147ZM153 250H154V249H153ZM213 250H214V249H213ZM215 250H216V249H215ZM166 251H167V250H166ZM181 251H182V250H181ZM186 251H187V249H186ZM188 251H189V250H188ZM208 251H209V250H208ZM208 251H207V252H208ZM113 252H114V251H113ZM120 252H122V250H121ZM162 252H164V251H162ZM171 252H172V251H171ZM178 252H179V251H178ZM190 252H191V251H190ZM190 252H189V253H190ZM200 252H201V251H200ZM200 252H199V253H200ZM204 252H206V249H205ZM123 253H124L125 255L127 254V253H125V252H123ZM187 253H188V252H187ZM226 253H227V252H226ZM147 254H148V253H147ZM154 254H155V253H154ZM161 254H162V253H161ZM170 254H171V253H170ZM204 254H205V253H204ZM116 255H115V256H116ZM121 255H122V254H121ZM134 255H135V253H134ZM145 255H146V252H145L144 256H145ZM185 255H186V254H185ZM205 255H206V254H205ZM209 255H210V254H209ZM226 255H227V254H226ZM135 256H136V255H135ZM160 256H161V255H160ZM166 256H167V255H166ZM169 256H170V255H169ZM173 256H174V255H173ZM190 256H191V255H190ZM93 257H94V256H93ZM123 257H124V255H123ZM123 257L121 258V259H122L121 264L124 262ZM125 257H126V256H125ZM141 257H143V256H141ZM180 257H181V256H179V260L182 259V258H180ZM86 258H87V257H86ZM159 258H160V257H159ZM163 258H164V257H163ZM170 258H171V257H170ZM174 258H175V257H174ZM197 258H198V257H197ZM204 258H205V257H204ZM94 259H95V258H94ZM111 259H112V258H111ZM116 259L119 260L118 258L115 257L114 260H116ZM121 259H120V261H121ZM124 259H125V258H124ZM150 259H151V258H150ZM152 259H153V258H152ZM85 260H86V259H85ZM125 260H126V259H125ZM147 260H148V259H147ZM186 260H187V259H186ZM203 260H205V259H203ZM222 260H223V259H222ZM95 261H96V260H95ZM112 261H113V260H112ZM141 261H142V260H141ZM170 261H171V259H170ZM183 261H184V260H183ZM113 262H114V261H113ZM127 262H128V261H127ZM181 262H182V261H181ZM184 262L186 263L187 261H184ZM195 262H196V261H195ZM85 263H86V262H85ZM111 263H112V262H111ZM145 263H146V262H145ZM147 263H148V262H147ZM150 263H151V262H150ZM161 263H162V262H161ZM164 263H165V262H164ZM166 263L168 264V262H166ZM203 263H204V261H203ZM112 264H113V263H112ZM114 264H115V263H114ZM118 264H120V263H118ZM126 264H127V263H126ZM135 264H136V262H135ZM139 264H140V263H139ZM181 264H182V263H181ZM193 264H194V262H193ZM200 264H201V263H200Z\"/></svg>",
    "mask_w": 264,
    "mask_h": 264
}]
</instances>
